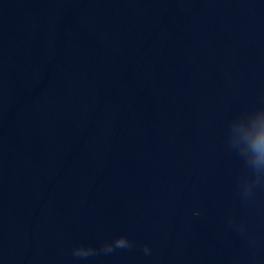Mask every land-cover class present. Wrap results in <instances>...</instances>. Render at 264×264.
Instances as JSON below:
<instances>
[{
    "label": "water",
    "instance_id": "water-1",
    "mask_svg": "<svg viewBox=\"0 0 264 264\" xmlns=\"http://www.w3.org/2000/svg\"><path fill=\"white\" fill-rule=\"evenodd\" d=\"M260 109L264 0H0V264H264Z\"/></svg>",
    "mask_w": 264,
    "mask_h": 264
},
{
    "label": "clouds",
    "instance_id": "clouds-1",
    "mask_svg": "<svg viewBox=\"0 0 264 264\" xmlns=\"http://www.w3.org/2000/svg\"><path fill=\"white\" fill-rule=\"evenodd\" d=\"M239 126V127H238ZM230 145L237 152L247 170L238 183L242 195L250 196L254 188L264 186V109L242 115L232 124ZM131 242L127 237H118L112 243L103 246L105 252H111L114 247L127 248ZM91 247H79L74 250L75 255L88 257L94 253ZM144 252L150 249L145 245Z\"/></svg>",
    "mask_w": 264,
    "mask_h": 264
}]
</instances>
